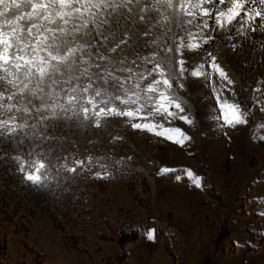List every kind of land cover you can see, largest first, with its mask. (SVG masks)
I'll list each match as a JSON object with an SVG mask.
<instances>
[{"label":"rangeland","instance_id":"1","mask_svg":"<svg viewBox=\"0 0 264 264\" xmlns=\"http://www.w3.org/2000/svg\"><path fill=\"white\" fill-rule=\"evenodd\" d=\"M0 261L264 264V0H0Z\"/></svg>","mask_w":264,"mask_h":264},{"label":"trees","instance_id":"2","mask_svg":"<svg viewBox=\"0 0 264 264\" xmlns=\"http://www.w3.org/2000/svg\"><path fill=\"white\" fill-rule=\"evenodd\" d=\"M109 180H118V181H121L125 184H129V176L125 175V173H120V172H117V173H112L109 177H108ZM157 235L160 236V230L159 228H157ZM139 237H141V234L138 230L136 229H133V230H130L129 232L127 233H124V232H120V234L115 238V240H117L121 245L125 244L126 242L128 241H134L136 239H138ZM0 264H2V262L0 261Z\"/></svg>","mask_w":264,"mask_h":264},{"label":"bare ground","instance_id":"3","mask_svg":"<svg viewBox=\"0 0 264 264\" xmlns=\"http://www.w3.org/2000/svg\"><path fill=\"white\" fill-rule=\"evenodd\" d=\"M172 18H173V23H174V14H173Z\"/></svg>","mask_w":264,"mask_h":264}]
</instances>
